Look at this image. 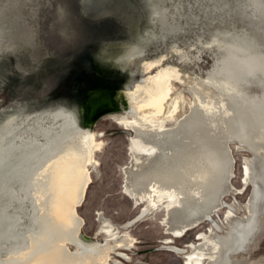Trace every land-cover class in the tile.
I'll return each mask as SVG.
<instances>
[{"label": "water", "instance_id": "95a60500", "mask_svg": "<svg viewBox=\"0 0 264 264\" xmlns=\"http://www.w3.org/2000/svg\"><path fill=\"white\" fill-rule=\"evenodd\" d=\"M0 264H264V0H0Z\"/></svg>", "mask_w": 264, "mask_h": 264}]
</instances>
